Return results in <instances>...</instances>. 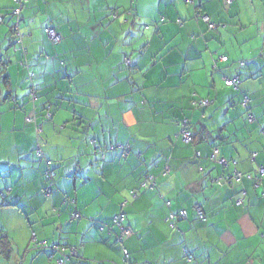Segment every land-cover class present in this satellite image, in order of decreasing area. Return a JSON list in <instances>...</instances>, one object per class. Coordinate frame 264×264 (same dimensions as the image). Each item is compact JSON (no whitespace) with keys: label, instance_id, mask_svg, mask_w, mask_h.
Here are the masks:
<instances>
[{"label":"crops","instance_id":"obj_1","mask_svg":"<svg viewBox=\"0 0 264 264\" xmlns=\"http://www.w3.org/2000/svg\"><path fill=\"white\" fill-rule=\"evenodd\" d=\"M186 1L0 0V264H264V0Z\"/></svg>","mask_w":264,"mask_h":264},{"label":"built area","instance_id":"obj_2","mask_svg":"<svg viewBox=\"0 0 264 264\" xmlns=\"http://www.w3.org/2000/svg\"><path fill=\"white\" fill-rule=\"evenodd\" d=\"M234 0H225L226 4H231ZM23 2L24 0H15V3L18 4V8L13 12L14 16L17 18V24L15 26L16 30L18 29V26H19V22H20V17H21V8L23 6ZM187 4L189 5H192V6H195V0H187L186 1ZM196 19L197 20H203L205 21L206 23L209 24V28L210 29H214V25L210 24L209 22V19L204 16L201 12L197 11L196 12ZM4 22V18L2 16H0V24H3ZM47 34H48V37L51 41V43L56 46L58 45L60 42H61V36L60 34H58L54 29L52 28H48L46 30ZM22 39H21V36L19 35V42H21ZM220 61H227V57H223L221 58ZM126 63L129 65L130 64V60L127 59L126 60ZM240 66H245V63H240ZM225 84L226 86L228 87H237L239 84H240V80H239V77H236L234 79H227L225 81ZM32 95H35V91L33 90L32 91ZM213 102L210 101V100H200L199 102H197V106L198 107H201V108H205V107H208L209 105H211ZM250 103V98L249 97H245L244 98V102L242 104V108L244 110H247V111H250V108H249V104ZM248 120L249 122H254L255 121V118L253 117V115L250 113L249 114V117H248ZM181 135L183 137V140L186 144H190L193 140V136H192V133L188 130V122H184L183 124V128H182V131H181ZM92 145L94 146V148L96 149L97 153H99L102 157V159L105 158V153L109 150H112V151H115L117 148H120L121 150H123L124 154H128L130 152V147L129 146H116V145H113V146H110V147H101V146H98V142L96 140H92L91 141ZM38 156L39 157H43V154H42V151L41 149L38 150L37 152ZM197 157L199 158L200 157V153H198ZM255 158V156H253ZM210 160L214 163H217L218 165L220 166H223V167H227L228 166V163L226 162V160L224 159H219V151L218 150H214L211 157H210ZM50 162H47V165L50 166ZM236 164V162H235ZM258 176H259V180L260 178H263L264 177V168H258ZM45 178L48 182V185H47V188L45 189V195L46 196H50L52 193H53V190H54V186L56 185V182H55V174L51 171V170H47L46 173H45ZM242 178V175L241 174H238V173H235L234 174V177L233 179H235V181L239 182ZM228 183H232V180H226ZM156 183H155V179L153 177H149L147 176L145 178V180L142 182L141 186L143 188H146V189H153L155 187ZM196 210L197 212L199 213V215L201 217H203V211L202 209L196 205ZM179 216L181 218H186V212H181L179 214ZM73 219H80L81 216L78 212H74L73 215H72ZM171 221H173L176 217L174 215L170 216L169 217ZM124 221H125V216L123 214H120L118 215L115 219H114V222H113V226L116 227V228H119L120 229V234L118 235V241L120 243H122L123 241H125L126 239L130 238L133 233H132V230L127 228L125 225H124ZM36 241V240H35ZM42 244H37L36 248L37 247H41ZM65 249L64 248H60V247H52L50 248L49 250V258L50 259H54L55 255H60L62 257H64L65 259H68L69 256L66 255L64 253ZM125 260L127 261L129 259V256H128V252L125 251ZM77 255V252L75 249L72 250V255ZM57 264H65L64 262V259H60L58 261Z\"/></svg>","mask_w":264,"mask_h":264},{"label":"trees","instance_id":"obj_3","mask_svg":"<svg viewBox=\"0 0 264 264\" xmlns=\"http://www.w3.org/2000/svg\"><path fill=\"white\" fill-rule=\"evenodd\" d=\"M10 33H11V36H12V38H11V40H10V42H11V44H12V46L14 45H16L18 42H19V32H18V30H16L15 29V26H12L11 27V31H10ZM18 41V42H17ZM11 46V47H12ZM225 62H228V58H227V61H225ZM240 67H245V66H240ZM229 79H234V78H229ZM240 80V79H239ZM240 84H241V81H240ZM239 84V85H240ZM239 85L237 86V87H229V88H233V89H235V90H238L239 89ZM228 87V86H227ZM249 97V95H247V94H244L243 95V99H242V102H241V104H240V106H241V108H242V104H243V102H244V98L245 97ZM250 98V97H249ZM250 105H251V98H250V103H249ZM250 105H249V108H250ZM243 109V108H242ZM244 110V109H243ZM247 114H248V117H249V114H250V111H247V110H244ZM250 123H252V122H250ZM193 136V135H192ZM194 143V138H193V140H192V142L190 143V144H186L187 146H191L192 144ZM217 164V163H216ZM155 183H156V180H155ZM145 190H147L146 188H144ZM6 205H8V203L6 202ZM200 207V206H199ZM198 213V212H197ZM124 216H125V214H123ZM175 216V215H174ZM198 216H200L199 215V213H198ZM176 217V216H175ZM201 217V216H200ZM179 218H181L180 216H179ZM201 218H203V217H201ZM175 220V219H174ZM125 225V224H124ZM119 229V228H118ZM119 231H120V229H119ZM120 234V233H119ZM2 240V245H1V247H2V249H3V251L5 252V253H9V242H8V240L6 239V238H2L1 239ZM124 242V241H123ZM122 242V243H123ZM39 247H37L36 249H38ZM42 248H45V247H42ZM184 258H185V260L187 261V263L188 264H200V263H196V262H194V259H193V257H192V254H190V252L187 250V249H185L184 250ZM129 254V253H128ZM49 255V254H48ZM129 260V259H128ZM128 260L127 261H125L126 262V264H129L128 263Z\"/></svg>","mask_w":264,"mask_h":264},{"label":"rangeland","instance_id":"obj_4","mask_svg":"<svg viewBox=\"0 0 264 264\" xmlns=\"http://www.w3.org/2000/svg\"><path fill=\"white\" fill-rule=\"evenodd\" d=\"M59 44H60V43H59ZM59 44H58V45H59ZM58 45H56V46H58ZM29 80H30V79H29ZM32 245H34V243H32Z\"/></svg>","mask_w":264,"mask_h":264}]
</instances>
